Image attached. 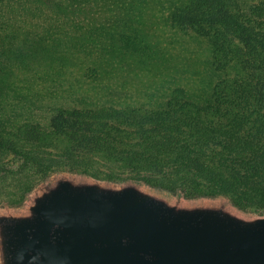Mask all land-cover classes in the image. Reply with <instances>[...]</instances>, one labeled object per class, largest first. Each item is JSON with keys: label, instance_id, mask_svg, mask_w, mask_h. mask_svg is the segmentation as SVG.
Wrapping results in <instances>:
<instances>
[{"label": "trees", "instance_id": "16d2710c", "mask_svg": "<svg viewBox=\"0 0 264 264\" xmlns=\"http://www.w3.org/2000/svg\"><path fill=\"white\" fill-rule=\"evenodd\" d=\"M150 1L0 0V167L13 155L19 170L33 169L38 180L59 169L104 171L107 180L130 174L188 196L223 195L241 209L263 211V0H169V26L192 30L210 45L216 80L208 94L175 87L161 102L135 105L40 100L42 83L61 76L69 45L88 52L91 45L94 52L99 47L92 38L111 32L110 52L143 57L139 17ZM39 104L45 115L35 121ZM32 186L27 182L12 202Z\"/></svg>", "mask_w": 264, "mask_h": 264}, {"label": "water", "instance_id": "95a60500", "mask_svg": "<svg viewBox=\"0 0 264 264\" xmlns=\"http://www.w3.org/2000/svg\"><path fill=\"white\" fill-rule=\"evenodd\" d=\"M0 264H264V212L53 171L19 202H0Z\"/></svg>", "mask_w": 264, "mask_h": 264}, {"label": "rangeland", "instance_id": "374dc122", "mask_svg": "<svg viewBox=\"0 0 264 264\" xmlns=\"http://www.w3.org/2000/svg\"><path fill=\"white\" fill-rule=\"evenodd\" d=\"M261 1L246 0L247 3ZM168 4L169 0L147 2L148 10L139 17L143 25L140 31L145 41L143 47L147 49L143 57L128 54L121 57L117 52H110L112 44L106 36H111V32L103 30L106 34L92 38L97 40V51L92 52L94 48L91 45L88 46L90 54L87 48L74 50L76 48L69 45L67 52L63 53L67 54V60L63 64L61 76L55 77L51 84L42 83L45 94L40 100L72 105H94L112 100L135 105L146 104L149 100L161 102L175 87H180L192 96L208 94L216 80L210 65V45L192 30L170 27L166 19ZM38 26L33 25L35 33L39 32ZM115 45L121 46L122 43L116 40ZM61 49L63 51L64 47ZM57 64H54L55 68H59ZM37 87L39 88V83ZM41 105L39 104V109H34L35 121H42L45 115ZM20 165L21 160L13 155L3 160L0 167V202L14 203L12 200L20 197L27 182L34 185L39 181V176L33 169L21 172ZM6 169L12 173H7ZM103 173L104 171H100L89 175L105 179ZM127 178L132 176L123 174L110 180ZM262 212L264 210L257 211Z\"/></svg>", "mask_w": 264, "mask_h": 264}]
</instances>
